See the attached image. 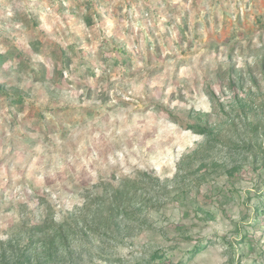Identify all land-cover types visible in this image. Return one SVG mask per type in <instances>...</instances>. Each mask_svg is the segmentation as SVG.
Here are the masks:
<instances>
[{
    "label": "rangeland",
    "instance_id": "1",
    "mask_svg": "<svg viewBox=\"0 0 264 264\" xmlns=\"http://www.w3.org/2000/svg\"><path fill=\"white\" fill-rule=\"evenodd\" d=\"M0 56V264H264V0H0Z\"/></svg>",
    "mask_w": 264,
    "mask_h": 264
},
{
    "label": "trees",
    "instance_id": "2",
    "mask_svg": "<svg viewBox=\"0 0 264 264\" xmlns=\"http://www.w3.org/2000/svg\"><path fill=\"white\" fill-rule=\"evenodd\" d=\"M3 56H0V58ZM240 79H244L243 75H239ZM238 78V79H239ZM253 79H256L254 76H252ZM16 102H21L22 98L15 100ZM249 126H251V129L255 132H258L261 126V123L257 122H249ZM188 127L190 129H193L196 133L203 134L206 136H211L213 134V130L206 125L202 124H188ZM142 176L149 175L147 172H141ZM145 177L142 179H123L118 185H111V188L108 189L106 192H108V196L106 198H103L101 200L100 208L96 213H99L100 216V223H103V225H119L121 221L119 219H126V220H134L138 221L139 217H137V213L135 210V205L137 203L138 197H141L142 193H146L148 191L150 184L147 182H144ZM97 216V215H96ZM104 219L105 222H102ZM141 220V218H140ZM51 227L49 226V223L45 221L41 224H35L31 227V231L33 234H40L44 232H48ZM54 229V227H53ZM106 229V227H105ZM48 230V231H47ZM67 228L66 229H59L58 231H55V234H52L53 239H51V242L45 243V246L41 251L37 253V257H44L45 258V264L49 263L52 258V251L53 249L60 248V243L57 242V240L61 241L62 244L64 241L68 240L67 237ZM204 242H199L196 244L194 249L190 252L191 256L197 254L200 252L203 248H205ZM61 244V245H62ZM48 245L52 246L53 248L49 247ZM28 253V252H27ZM21 257H26L29 259V261H32V256L29 254H26V250L24 252H21ZM24 258H17L15 259V262L13 264H30L26 263L23 260ZM169 259L168 251H157L151 254V260H159L160 263H166Z\"/></svg>",
    "mask_w": 264,
    "mask_h": 264
}]
</instances>
